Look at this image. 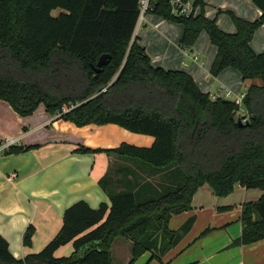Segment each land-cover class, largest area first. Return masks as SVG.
Masks as SVG:
<instances>
[{"label":"trees","instance_id":"trees-1","mask_svg":"<svg viewBox=\"0 0 264 264\" xmlns=\"http://www.w3.org/2000/svg\"><path fill=\"white\" fill-rule=\"evenodd\" d=\"M192 1L200 12L188 17L175 15L169 0H150L147 12L183 26L180 47L191 48L206 32L218 49L213 75L234 68L243 80L263 81L246 89L244 125L232 117L241 108L234 100L213 99L184 70L153 66L135 37L140 0H0V99L21 116L43 104L49 113L77 126L114 123L152 135L150 147L122 143L105 151L171 177L164 185L136 178L127 188L108 193L111 205L74 203L65 210L57 235L40 252L22 259L11 253L0 235V264H115L112 245L121 236L132 242L128 264L146 252L162 263L196 221L190 216L172 229L171 218L191 210L201 186L209 185L218 197L232 193L237 183L264 191V51L256 53L251 47L264 25V0H252L262 11L255 20L232 10L218 12L231 15L233 33L222 30L216 17L206 16L203 0ZM57 9L60 12L54 15ZM104 53L112 58L94 77L93 65ZM64 107L69 109L63 111ZM28 148L10 146L5 152ZM240 218L242 233L231 245L264 239V192L242 205ZM212 230L205 229L199 237ZM34 233L30 225L25 245L31 244ZM71 242L70 254L55 255Z\"/></svg>","mask_w":264,"mask_h":264},{"label":"crops","instance_id":"crops-1","mask_svg":"<svg viewBox=\"0 0 264 264\" xmlns=\"http://www.w3.org/2000/svg\"><path fill=\"white\" fill-rule=\"evenodd\" d=\"M203 1L206 16L216 17L218 26L230 33L236 31V26L226 20L229 14L218 13L220 10H232L247 20H255L262 14L252 0ZM198 12L200 6H197ZM182 34L181 24L150 11L135 30V37L151 56L153 66L188 72L211 96L221 86L231 88L237 97L245 94L248 86L263 84L260 78L243 80L242 74L234 68L213 75L211 67L218 49L209 35L202 32L189 51L180 47ZM251 47L256 53L264 51V25L255 33ZM196 54L198 59L194 58ZM242 105L240 112L246 114ZM7 139L16 140L11 147L29 148L21 153H6L8 148L1 144ZM154 141L152 135L132 132L114 123L77 126L59 114L49 113L43 104L32 114L21 116L7 101L0 99V235L8 241L11 253L22 259L40 252L61 229L65 210L80 200L87 201L93 208H98L102 202L111 205L108 193L127 188L136 178L157 182L158 174L144 169L139 162L105 151L122 143L150 147ZM81 147L100 151L82 152ZM263 192L260 188L249 189L237 183L232 193L218 197L209 185L201 186L193 196L191 210L171 218L172 229L179 228L190 216H196V221L162 263L264 264V239L252 244L231 245L242 233V205L258 200ZM227 206L231 209H223ZM30 225L35 233L31 244L25 245L24 234ZM207 228L213 230L199 237ZM127 245L125 256L118 264H128L131 259L132 242ZM72 251L71 242L60 247L55 255H68ZM148 262H152L150 252L141 255L134 264ZM162 263L154 261V264Z\"/></svg>","mask_w":264,"mask_h":264},{"label":"built area","instance_id":"built-area-1","mask_svg":"<svg viewBox=\"0 0 264 264\" xmlns=\"http://www.w3.org/2000/svg\"><path fill=\"white\" fill-rule=\"evenodd\" d=\"M169 1L173 6V13L175 15L188 17L191 15H195L197 13V6L196 7L194 6L192 0H169ZM140 6H141V15H140L139 21L141 23L145 17V14L147 13V10L150 7V0H140ZM187 50L190 51L191 48H188ZM194 58L198 59L199 55L196 54ZM244 96L245 94H241L240 96L235 97L234 92L231 88H228L226 86H221L217 90V92H215V94L212 95V98L216 99L218 97H224L226 99L234 100L239 106H241L243 103ZM68 109L69 108L64 107L63 111H67ZM247 120L248 118L246 117L244 121H247ZM15 141H16L15 139H7L1 144V146L3 148H9V146L14 144ZM15 176H16V173L13 174V177Z\"/></svg>","mask_w":264,"mask_h":264},{"label":"rangeland","instance_id":"rangeland-1","mask_svg":"<svg viewBox=\"0 0 264 264\" xmlns=\"http://www.w3.org/2000/svg\"><path fill=\"white\" fill-rule=\"evenodd\" d=\"M59 12H60V10L57 9V10L53 11V14L57 15ZM225 18H226V20H228V22H230V24H232L234 26V22H233L231 15H226ZM259 34L261 36L262 33H259ZM260 82L262 84L261 80H260ZM242 115H246V117L248 118L247 112H246V114H242V112H240V109L238 112H236L234 117L237 120ZM244 122H246V121H244ZM157 177H158L157 182L151 181V183H153L154 185H159V184L164 185V184L170 183L171 177L170 176L168 177V175H166V177H165L163 174H158ZM172 178L174 179V177H172ZM154 189H156V188H154ZM115 240L116 241H115V245H114V260H113V262L115 264H118V263H120L121 258H123L125 256V249H127V246H128L127 242H128V244H131V242L128 240V238L126 236L118 237ZM112 247H113V245H112ZM154 261H156V260L153 259L152 262H148V264H154Z\"/></svg>","mask_w":264,"mask_h":264},{"label":"water","instance_id":"water-1","mask_svg":"<svg viewBox=\"0 0 264 264\" xmlns=\"http://www.w3.org/2000/svg\"><path fill=\"white\" fill-rule=\"evenodd\" d=\"M112 58V55L109 53H104L100 56L96 65H93V69L95 71L94 77L97 76L101 71L104 65L108 64ZM236 112L233 113L232 117H234ZM246 118V115H242L237 119L238 124L244 125L248 123V120L244 122L243 120Z\"/></svg>","mask_w":264,"mask_h":264}]
</instances>
